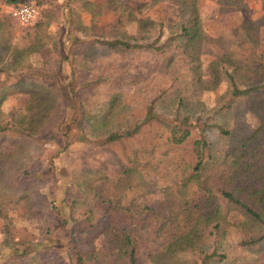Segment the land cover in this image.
I'll use <instances>...</instances> for the list:
<instances>
[{"label":"trees","instance_id":"obj_1","mask_svg":"<svg viewBox=\"0 0 264 264\" xmlns=\"http://www.w3.org/2000/svg\"><path fill=\"white\" fill-rule=\"evenodd\" d=\"M83 5L92 6L88 1ZM157 5L163 6V15L151 20L137 18L122 0L107 1L102 7L137 24L135 34L76 39L77 45L120 53L112 67L125 72L122 77L99 74L75 86L69 81L67 89L56 82L59 96L67 90L74 100L69 113L64 96L54 103L53 97L44 100L33 93L17 122L0 124V144L16 138L12 154L0 153L1 231L14 263L38 244L12 242V215L43 219L65 232L64 248L77 264H212L217 257L220 263L226 254L218 252L219 233L229 229L242 248L264 245V45L246 33L224 36V51L208 60L201 50L208 39L199 1L151 0L146 8ZM65 13L63 29L70 18ZM41 15L32 27L34 41L47 26V12ZM64 33L54 45L62 58L61 72L62 64L70 65L74 57L66 50ZM258 46L259 51L248 52ZM32 49L43 58L48 54L39 46ZM70 71V77L76 76L73 65ZM123 81L133 86L129 94L119 88ZM221 83L225 90L213 108L191 109L188 96L195 86L216 90ZM103 85L112 87L93 113L112 117L115 127L110 130L93 126L85 109L88 97ZM247 114L259 120L258 127L243 122ZM161 125L169 128V140L159 137ZM46 142L75 164L65 170V214L40 192V155L25 152L26 145L42 148ZM150 178L163 183V201L157 209L143 211L134 202L151 192Z\"/></svg>","mask_w":264,"mask_h":264},{"label":"rangeland","instance_id":"obj_2","mask_svg":"<svg viewBox=\"0 0 264 264\" xmlns=\"http://www.w3.org/2000/svg\"><path fill=\"white\" fill-rule=\"evenodd\" d=\"M84 1L90 2L92 6L84 7ZM107 1L110 0H36L35 2L32 0L25 4L33 5L37 10V16L32 23L23 25L13 16V13L25 4H21L19 0H0V124L17 122L24 113L26 101L33 93L42 96L38 97L39 99L48 100L53 97L54 103L64 96L69 113L70 105L74 104V100L69 96L67 90H64L61 98L53 86L56 82L67 89L66 84L69 81L75 86L99 74L103 77L112 76L111 74L124 75L125 72L123 73L120 68L112 67V64H116V61L120 59V53L116 54L98 48L93 50L89 45L75 44L76 39L91 42L109 39L122 32L135 34L137 24L135 22L127 23L125 17L118 12H113L110 7H102ZM122 1L126 7L133 9V14L137 18L157 20L163 15L162 5L146 8L151 0ZM198 1L202 9L200 15L202 27L208 39L201 45V50L206 54L208 60L211 57L219 56L224 51L222 48V37L224 36H232L233 34L243 36V33H246L260 46L264 45V0H236L230 3L228 0ZM66 5L71 6L73 11ZM43 10L45 14L47 12V17L43 19L47 26L41 34L37 35L39 41H34L33 34H31L32 27L36 21L41 20ZM66 11L69 12L70 26L67 24L66 29H63L67 17ZM73 12L74 15H71ZM167 19L171 20V17ZM75 22L80 27L74 28ZM62 30H65L62 39L66 50L73 51L74 57L70 65L68 61L62 64L61 72L57 69L62 58L57 55L59 50L54 49V45L59 42ZM34 45L43 48L41 51L48 50L45 59L42 52L38 53L32 49ZM260 46L254 49L250 48L251 50L248 52H257L260 50ZM91 50L95 51L93 55H91ZM241 55L246 56V53L240 52ZM204 61L207 59L205 58ZM71 65L77 72L76 76L73 77H70ZM111 87L110 85L99 87L98 91L88 97L89 105L85 107L86 111L89 112L92 125L101 126L107 130L115 127L113 118L106 116L105 120L101 114L95 115L93 112L96 111L94 106L98 104L97 109L102 108L101 104L106 100L105 92ZM119 88L129 94L133 86L131 82L123 81ZM224 90L225 85L222 83L216 90H204L195 86L188 96L191 109L200 111L201 109L213 108ZM137 109L136 107L135 110ZM63 114L64 112L60 111V116ZM103 119L104 123L99 124ZM242 120L250 127L259 126V120L253 115L247 114ZM157 130L161 139L169 140V128L161 125L157 127ZM15 139V137L4 139L0 144V153L3 155L12 154ZM24 143V141L18 142V144ZM25 152L40 155L42 161L40 170L42 179L40 178L41 181L38 184L40 192L44 198H48L49 202L57 205L62 214H65L66 209L61 203L69 182V174H66L65 170L75 164L71 165L69 155L58 150V147L53 143H43L42 148L33 144L26 145ZM262 177H264V171ZM150 180L154 182V185L151 186V192L148 195L139 196L138 200L134 202L135 208L143 211L144 207L157 209V205L163 201V183L153 178ZM45 212L46 216H49V212L47 210ZM11 219L12 228H14L10 234L12 242L26 245L25 243L30 241L37 243L38 246L31 250L26 257L21 258V263L19 259L18 262L14 263L13 258H9V254L13 251H9L4 245L5 238L1 231L3 223L0 221V264L4 262L6 264H77L73 253L64 248L67 241L65 232L58 229L57 226H51L49 223L45 225L43 219L23 220L15 215H12ZM52 222H54V218H52ZM48 228L50 231H47ZM24 240L27 241L24 242ZM218 241V252H224L226 256L220 263L215 262L219 260V257L215 258L212 264H264V245L259 249L242 248L239 237L232 229L222 230L219 233ZM10 245L13 246L12 243Z\"/></svg>","mask_w":264,"mask_h":264},{"label":"built area","instance_id":"obj_3","mask_svg":"<svg viewBox=\"0 0 264 264\" xmlns=\"http://www.w3.org/2000/svg\"><path fill=\"white\" fill-rule=\"evenodd\" d=\"M37 10L33 5L25 4L14 11L13 16L23 25L30 24L34 21Z\"/></svg>","mask_w":264,"mask_h":264}]
</instances>
